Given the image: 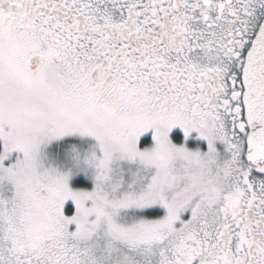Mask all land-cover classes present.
I'll list each match as a JSON object with an SVG mask.
<instances>
[{
  "label": "snow or ice",
  "instance_id": "1",
  "mask_svg": "<svg viewBox=\"0 0 264 264\" xmlns=\"http://www.w3.org/2000/svg\"><path fill=\"white\" fill-rule=\"evenodd\" d=\"M0 264H264V0H0Z\"/></svg>",
  "mask_w": 264,
  "mask_h": 264
}]
</instances>
